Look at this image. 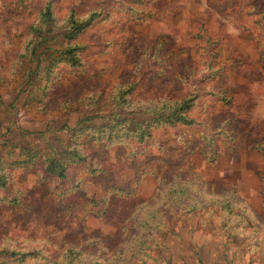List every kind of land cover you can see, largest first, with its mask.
I'll use <instances>...</instances> for the list:
<instances>
[{"label": "rangeland", "instance_id": "1", "mask_svg": "<svg viewBox=\"0 0 264 264\" xmlns=\"http://www.w3.org/2000/svg\"><path fill=\"white\" fill-rule=\"evenodd\" d=\"M47 1L0 0V264H66L70 248L73 264H264V0H53L43 42L28 31ZM73 9L95 13L79 66L57 36ZM119 84L138 105L73 100ZM182 94L192 124L109 139ZM75 145L86 160L47 170Z\"/></svg>", "mask_w": 264, "mask_h": 264}, {"label": "trees", "instance_id": "2", "mask_svg": "<svg viewBox=\"0 0 264 264\" xmlns=\"http://www.w3.org/2000/svg\"><path fill=\"white\" fill-rule=\"evenodd\" d=\"M95 13L91 14L88 19L81 18L77 15L76 11L73 9L70 12V15L68 17V26L67 30L71 31L66 32L64 34H58L63 35L69 42H67L66 48L63 50V54L65 55L64 61L72 66H79L82 64L81 59V50L86 48L85 44H80L78 40L76 39L77 36L84 32V30L92 23L93 17ZM63 22V20L61 21ZM51 26L52 28L55 26H59V21L57 20V17L55 16L54 9H53V0H48L44 7L40 10V13L38 14V19L35 23H33L31 26H29V33L33 34V32H39V35L36 36L35 39H38L40 41H47V33H48V27ZM57 36L53 37L55 40ZM33 44V42L31 43ZM27 49V48H26ZM28 54V53H27ZM22 56H25L24 54L20 53L17 56V60L19 61ZM34 56V52H33ZM42 54L40 57H37V60L39 63L36 64V66L33 68L31 67L30 70H28V77L30 78L34 76V74L43 66H40ZM47 60H49V65L46 66L45 69L47 71H51L54 66V64L58 61L57 56H50ZM21 67V65H19ZM3 77L0 76V80ZM126 86V88H124ZM133 84L129 85H121L119 84L114 88L113 91L109 93L111 95L110 99H108V96L103 95L101 93L95 94L91 93L87 96L84 94L77 95L75 98H73L74 101H89L93 105H98L100 107H104L106 105H109V100L112 101L111 104L114 105H121L122 107L132 106L135 104H139V100L132 99V94L134 93L133 90ZM196 99V95H180V96H173V97H162L158 99H150L144 104H142L139 108L141 109V112H134V116L131 118L132 122L134 123V127L131 129H124L123 133L121 132L124 127H119L118 132L110 130V136L109 139H120V141H124L127 139H134L138 143H144L149 138L152 137V133L155 128H159L165 125H171V126H177L179 124H192L193 119L188 114V112L193 108L194 102ZM108 100V101H107ZM147 113L152 115V117L148 120V118H142L140 115ZM91 116H87V119H91ZM86 118H82V120H85ZM129 120H122L118 121L115 128L123 123L128 122ZM131 125V124H128ZM264 140H260V142L256 145V149L264 153ZM82 148H80L79 145H75L70 150L66 151L61 157L57 155H53L47 170L52 173H57L59 177H66L67 173V166L70 163H77L81 162L83 160H86V156L82 154ZM78 159V160H77ZM49 160V159H48ZM257 174H259L261 177H264V168H260V170L257 171ZM3 178H0V181H2ZM1 183V182H0ZM264 185V184H263ZM262 191V190H261ZM260 191V194L262 193ZM130 193V192H128ZM130 195V194H129ZM264 199V196H263ZM223 210L225 211L224 215L227 217V221L229 222L231 220V216L236 214L235 213V207L233 206V203L230 201H227L226 204L223 205ZM222 210V211H223ZM243 214L245 213L242 211ZM264 214V211L262 212ZM239 216V215H238ZM241 217V222H244L243 216ZM146 220V219H145ZM250 228H255L257 231L261 229V225L257 226L254 225L252 220H249ZM260 223V222H258ZM240 222L238 223V225ZM239 241V240H238ZM143 244V243H142ZM69 254V260H67L66 264H73V261L78 259L76 257V254H79V252L75 251L74 248L68 249ZM12 255H15V252H11ZM57 264V262L55 263ZM65 264V263H64ZM76 264V262L74 263Z\"/></svg>", "mask_w": 264, "mask_h": 264}]
</instances>
